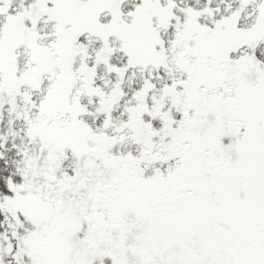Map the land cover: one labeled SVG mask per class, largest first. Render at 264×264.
<instances>
[{
    "label": "snow or ice",
    "instance_id": "1",
    "mask_svg": "<svg viewBox=\"0 0 264 264\" xmlns=\"http://www.w3.org/2000/svg\"><path fill=\"white\" fill-rule=\"evenodd\" d=\"M0 264H264V0H0Z\"/></svg>",
    "mask_w": 264,
    "mask_h": 264
}]
</instances>
